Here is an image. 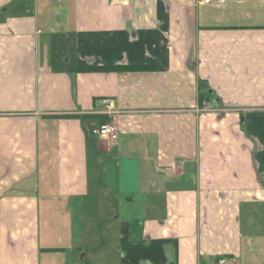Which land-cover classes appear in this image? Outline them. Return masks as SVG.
<instances>
[{"label": "crops", "instance_id": "0c3cea01", "mask_svg": "<svg viewBox=\"0 0 264 264\" xmlns=\"http://www.w3.org/2000/svg\"><path fill=\"white\" fill-rule=\"evenodd\" d=\"M113 193L115 264H264V0H0V264H77Z\"/></svg>", "mask_w": 264, "mask_h": 264}, {"label": "rangeland", "instance_id": "374dc122", "mask_svg": "<svg viewBox=\"0 0 264 264\" xmlns=\"http://www.w3.org/2000/svg\"><path fill=\"white\" fill-rule=\"evenodd\" d=\"M109 197L113 199V202L102 204L99 214L92 217L86 226L88 239L84 241V249L75 255L78 261L77 264H102L99 257V253L102 251L106 255L103 263L115 264L117 231L109 223L119 216L131 217L136 209L135 206L125 202V196L122 194L113 193ZM80 225L79 222L78 226ZM131 229L135 230L133 224Z\"/></svg>", "mask_w": 264, "mask_h": 264}, {"label": "built area", "instance_id": "2783aa9c", "mask_svg": "<svg viewBox=\"0 0 264 264\" xmlns=\"http://www.w3.org/2000/svg\"><path fill=\"white\" fill-rule=\"evenodd\" d=\"M130 0H115V3L122 5L127 4ZM201 3L209 4L213 0H199ZM106 107L108 108L107 114L115 112L113 100L106 101ZM97 136L100 140L115 141L118 137V129L114 123L109 120L101 122L97 128ZM213 264H234L232 257H221L217 259Z\"/></svg>", "mask_w": 264, "mask_h": 264}, {"label": "trees", "instance_id": "16d2710c", "mask_svg": "<svg viewBox=\"0 0 264 264\" xmlns=\"http://www.w3.org/2000/svg\"><path fill=\"white\" fill-rule=\"evenodd\" d=\"M138 68H143V67L141 66H89V67H85L84 69L86 70H110V69L120 70V69H138ZM82 69L83 67L78 68V70H82ZM207 99H208V96L205 93L204 94L200 93L198 97L199 105H201L202 102ZM105 119L106 117L103 116L101 119V122L105 121Z\"/></svg>", "mask_w": 264, "mask_h": 264}]
</instances>
